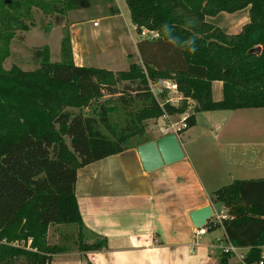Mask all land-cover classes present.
<instances>
[{
  "label": "trees",
  "instance_id": "trees-1",
  "mask_svg": "<svg viewBox=\"0 0 264 264\" xmlns=\"http://www.w3.org/2000/svg\"><path fill=\"white\" fill-rule=\"evenodd\" d=\"M125 3L137 33L157 35L137 41L139 64L116 73L76 66L66 31L61 62L49 61L48 47L37 48V67L23 71L3 68L16 32H28L36 12L53 18L47 29L60 26L66 12L88 10L92 0H0V264H51L70 252V240L81 254L107 249V239L81 220L77 172L151 141L148 122L186 113L185 100L161 108L150 84L169 80L195 102L179 135L195 125L197 113L264 109V0ZM244 9L249 22L238 34L206 22ZM116 14L109 8V16ZM188 41H194V53ZM214 82L222 84L219 102L212 100ZM209 199L226 211L220 226L228 243L247 250L244 264L264 263V179L234 181ZM68 228L70 234L61 233ZM51 229L60 244L49 242ZM231 259L217 256L219 264Z\"/></svg>",
  "mask_w": 264,
  "mask_h": 264
},
{
  "label": "crops",
  "instance_id": "crops-1",
  "mask_svg": "<svg viewBox=\"0 0 264 264\" xmlns=\"http://www.w3.org/2000/svg\"><path fill=\"white\" fill-rule=\"evenodd\" d=\"M106 1L101 5L105 11L101 20L107 25L98 37H116L123 45L125 30L129 37L134 35L136 48L138 40L153 35L145 29L137 33L125 0ZM111 7L118 14L109 16ZM88 11H69L64 16L70 25L72 58L74 52L85 55L87 48L80 26L97 20ZM211 19L206 22L215 26ZM122 56L130 63L128 67L140 63L138 52L137 60L124 51ZM75 65L83 66V62ZM200 124L209 137L184 141V135ZM167 132L171 131L160 128L151 141ZM177 138L183 159L150 173L143 171L136 148L78 170L75 197L81 220L87 230L107 239V249L57 255L51 264H219L217 256L227 244L224 230L218 224L195 239L189 215L210 207L213 214L207 224L215 225V216H226V211L211 203V193L234 181L264 179V109L197 113L195 125ZM229 264L238 263L232 258Z\"/></svg>",
  "mask_w": 264,
  "mask_h": 264
},
{
  "label": "rangeland",
  "instance_id": "rangeland-1",
  "mask_svg": "<svg viewBox=\"0 0 264 264\" xmlns=\"http://www.w3.org/2000/svg\"><path fill=\"white\" fill-rule=\"evenodd\" d=\"M92 2H95V0H92ZM106 2H107L106 0L96 1V3L92 4V7L90 8L91 10L89 9L88 11L89 15H93L94 18L97 19L93 23L100 25V27L96 29L93 28V23H88V24L84 23L80 26L83 39L85 40L87 48L85 49V55L82 56L80 55L81 52H79V54L74 52L73 61L75 64H80L81 62H83V66L97 68V69H104L111 72L126 71L128 69V64L130 63H127L126 61L127 58L122 56V52L124 51L130 53L134 57L133 60H137L136 59L137 52L133 40L134 35H130L129 37V33L124 30L123 45L121 43L119 44L116 37L115 38L98 37V34L104 32L105 27L107 25L106 22L101 20V13L105 12L102 10L101 5L102 3H106ZM36 13L37 14L34 15V24L30 26L28 32L26 33L16 32L17 36L12 41L10 46V51H11L10 57L3 64V68L5 70H9L12 66H17L23 71L34 70L38 64L33 59V50L43 47H48L49 49L50 62L53 63L61 62L58 39L63 38L66 31L69 32L68 31L70 27L68 23L69 20L63 22L62 25L60 26L53 25L51 29H47V24L48 23L52 24L53 18L45 17L38 12ZM66 19H70V18L66 16ZM210 21L216 27L220 28L225 34L235 35L239 33L242 26H244L249 22L248 9H244L234 14L221 13L216 17L212 18ZM131 36L133 41H131ZM18 37H23V40H21ZM105 47L108 48L105 49ZM168 81L169 80H160L159 83H164ZM221 85L222 84L218 82L215 83L213 86L212 97L214 101L219 100L222 95ZM171 97L174 98V100L175 98L178 97L183 99L184 94L181 93L180 95L179 93L178 95L176 94V96L175 94H173L171 95ZM187 99H188L187 101L185 100L188 106L186 114L190 115L196 104L193 100L189 98ZM181 103L182 102H179L177 106H179ZM250 111H254V110H250ZM113 118L117 120L119 119V116L113 115ZM181 119H182L181 116H175L170 118V120L162 121V119H160L157 121H150L147 123L146 135L148 138L153 139L156 137L157 131H159L160 128H164V127L165 129H169L171 132L173 131L175 132V130H177L180 127V123L182 121ZM171 126H174V128H172ZM222 126H224V123H222ZM223 131L224 129H222L220 133ZM171 132H167V133L172 134ZM162 134H164V132ZM218 136L220 138L221 134H219ZM187 137L188 138L190 137L189 142H191L192 140L197 138L200 139L203 137H209V135L206 134L205 126L203 124H200L199 126L195 127L193 130H191L190 133L184 135L183 137L184 141L188 139ZM195 143L196 142H192L191 144H195ZM71 232L72 230L70 228L63 229L61 231V233L63 234H70ZM217 235H219V233H217ZM49 242L51 244L59 243L58 236L53 235L52 229L49 231ZM66 246L71 249L70 252L78 253L77 249L72 245V240H70V243L67 244Z\"/></svg>",
  "mask_w": 264,
  "mask_h": 264
},
{
  "label": "water",
  "instance_id": "water-1",
  "mask_svg": "<svg viewBox=\"0 0 264 264\" xmlns=\"http://www.w3.org/2000/svg\"><path fill=\"white\" fill-rule=\"evenodd\" d=\"M260 53V48L254 50ZM141 167L145 173L177 163L183 159V152L175 133L166 134L156 140L149 141L136 148ZM210 207H204L190 213L189 218L195 229H202L212 217Z\"/></svg>",
  "mask_w": 264,
  "mask_h": 264
},
{
  "label": "built area",
  "instance_id": "built-area-1",
  "mask_svg": "<svg viewBox=\"0 0 264 264\" xmlns=\"http://www.w3.org/2000/svg\"><path fill=\"white\" fill-rule=\"evenodd\" d=\"M93 26H97L96 23H93ZM157 35L153 34L151 37H156ZM150 91L152 93V95L154 96V98L158 101V103L160 104V107L162 108V106L164 104H169L171 106H174V107H178L177 104L179 102H182L183 100H188V99H185L183 97L180 98H172L171 95L176 94L178 95L180 93L181 95V92H179L177 86L168 81V82H164V83H158V84H155V85H151L150 84ZM171 92V93H170ZM188 114H183L181 115V123H180V127L175 130V134L177 135L181 130H184L186 129L187 127V124H186V121H187V118H188ZM170 118L172 117H169L167 115H164L162 117V119L164 120H170ZM172 128H174V126H171ZM227 219V216L225 215H216L215 216V222L214 224H219L221 225V222L223 220H226ZM207 233V229L206 228H202V229H195L194 232H193V236L196 238H200V237H203L205 236ZM246 252L247 250L246 249H239V248H236L234 246H232L230 243L227 242V244L221 248V254H227V255H230L231 258H233L234 260H236V262L238 264H244V260H245V255H246ZM264 258V255L262 254L261 255V259ZM257 264H264L263 261H260L258 262Z\"/></svg>",
  "mask_w": 264,
  "mask_h": 264
},
{
  "label": "clouds",
  "instance_id": "clouds-1",
  "mask_svg": "<svg viewBox=\"0 0 264 264\" xmlns=\"http://www.w3.org/2000/svg\"><path fill=\"white\" fill-rule=\"evenodd\" d=\"M166 31H167V29H166ZM187 44L189 46L188 47L189 52L194 53L196 50L195 46H194V41H188Z\"/></svg>",
  "mask_w": 264,
  "mask_h": 264
}]
</instances>
